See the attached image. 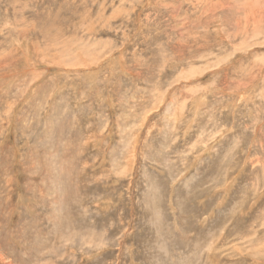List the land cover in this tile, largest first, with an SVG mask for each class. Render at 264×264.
I'll use <instances>...</instances> for the list:
<instances>
[{"label":"rangeland","instance_id":"rangeland-1","mask_svg":"<svg viewBox=\"0 0 264 264\" xmlns=\"http://www.w3.org/2000/svg\"><path fill=\"white\" fill-rule=\"evenodd\" d=\"M0 264H264V0H0Z\"/></svg>","mask_w":264,"mask_h":264}]
</instances>
